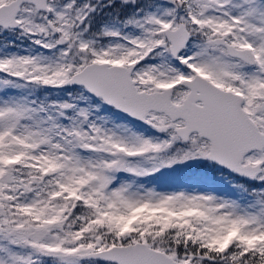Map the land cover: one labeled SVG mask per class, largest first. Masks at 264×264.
Returning <instances> with one entry per match:
<instances>
[{
    "label": "snow or ice",
    "instance_id": "snow-or-ice-1",
    "mask_svg": "<svg viewBox=\"0 0 264 264\" xmlns=\"http://www.w3.org/2000/svg\"><path fill=\"white\" fill-rule=\"evenodd\" d=\"M0 264H264V0H0Z\"/></svg>",
    "mask_w": 264,
    "mask_h": 264
}]
</instances>
